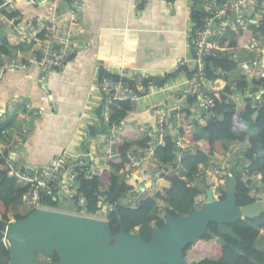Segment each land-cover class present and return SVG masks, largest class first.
<instances>
[{
  "label": "crops",
  "instance_id": "crops-1",
  "mask_svg": "<svg viewBox=\"0 0 264 264\" xmlns=\"http://www.w3.org/2000/svg\"><path fill=\"white\" fill-rule=\"evenodd\" d=\"M68 5L66 1L60 2V12L65 14ZM6 7L3 11L17 13L14 20L19 21L20 27L30 19L48 18L54 12L53 3L38 0H11ZM195 8L191 0H82L75 56L61 68L46 71L33 61L38 43L30 44L32 38L25 41L13 29V21H0V43L6 41L10 48L8 54L0 53V125H6L0 130V143L13 140L26 127L24 145L10 151V156L21 166H46L58 156L68 154L91 158L102 170L109 168L110 162L120 160L119 155L109 156L105 142L115 128L134 123L140 128L142 138L145 136L142 126L155 125L159 108L172 109L178 104L177 89L188 78L181 64L187 63L190 70L194 67L192 41L196 23L192 12ZM66 19L68 14L60 19L59 25ZM12 56H17L27 67L2 70ZM101 68L127 77L137 72L152 78L175 76H170L162 87L150 86L149 92L139 97L121 124H112L111 100L95 80ZM105 103V109L100 112ZM195 109L198 116L193 118L201 123L197 131L205 136L200 132L205 122L201 116L203 109ZM172 117L169 126L174 127L178 121ZM161 161L162 153L153 150L132 178V183L138 181V188L147 195L172 186L162 175L168 172L167 168H173L163 166ZM261 178L262 175L256 178L258 188L263 186L259 184ZM262 198L264 193L258 199ZM255 247L264 252V229Z\"/></svg>",
  "mask_w": 264,
  "mask_h": 264
},
{
  "label": "trees",
  "instance_id": "trees-1",
  "mask_svg": "<svg viewBox=\"0 0 264 264\" xmlns=\"http://www.w3.org/2000/svg\"><path fill=\"white\" fill-rule=\"evenodd\" d=\"M3 2L4 0H0V5H3ZM195 6L192 19L196 23V31L202 24L203 12L200 9V3H195ZM5 15L7 16L5 23H9L17 13L5 11ZM262 22L260 28L251 24L248 30H241V35L243 34L246 38L258 33L264 35V20ZM1 52L5 54L10 52L8 42L0 43ZM74 56L75 54L70 55L69 60ZM183 67L187 70L188 76L194 73L193 69ZM234 73H239V75L234 76ZM106 74V71L101 68L100 75ZM170 76L175 75H167L164 78H147L144 88L139 93L142 96L146 95L152 85L162 87ZM113 77L120 79L118 76ZM206 77L215 82L218 88L211 94L216 103L215 107L212 109L204 107L205 112L201 114L205 118L203 124L205 136L197 131L201 123L193 118L198 116L195 108L200 105V99L196 96H189L187 105L172 117V120L180 122L177 132L169 128L165 144L157 147L162 153L160 164L172 167L179 156V148L176 144L178 137L189 140L194 150L185 152L182 157L183 163L190 167L189 173L184 177L173 167L171 170L167 168L168 172L162 176L171 181L172 186L169 189L146 194L137 205L129 203L130 200L123 201L122 199L141 191L138 188V181L132 183V179H125L123 175L131 167L127 153L131 150L136 154H143L149 148L151 140L147 135L139 137L140 128L134 123H124L118 133L116 144L120 160L110 162L109 168L92 178L86 175V170L80 172L76 198L79 200L83 197L85 204L77 205L78 212L85 211L89 215L105 217L110 222L113 233H118L124 228L127 232L139 233L145 241H149L155 229L164 228L167 224L166 218L161 217L159 213L164 212L167 216H186L191 206H196L197 197L205 193V188L196 183L201 177L200 165L208 166L215 153H225L227 151L226 141L241 143L248 141L250 144L244 153L246 163L239 162L235 167L238 178V205L254 203L258 199L259 188L255 185L258 175H262L261 183L264 186V92L261 93L264 91V79L248 82L240 74L237 61L228 58L207 59ZM133 88L137 89L134 84ZM249 88H252L255 95H261L260 103L257 102L255 96L249 97L247 94ZM105 107L106 103L100 112ZM133 107L134 103L131 100L111 101L109 104L112 112L110 123L121 124ZM211 112L215 113V117L210 116ZM191 125H194V128ZM240 125L245 126L243 130L238 129ZM5 126L0 125V130ZM7 156L9 155H0V225L2 221H10V215L14 209L26 203L29 190L27 185H23L11 176L7 167ZM193 182L196 184L192 185ZM224 197L223 191L222 198ZM160 202L164 203V209L159 212L157 205ZM43 205L55 208L57 201L54 197L45 198ZM22 217L24 216L18 213L14 215L15 219ZM232 226L242 237V241L228 234H221L217 225L212 222L205 235L183 250L188 261L191 264H264V252L255 247L256 240L261 230L264 229V213L254 218L239 219ZM3 238L4 231L0 229V264H10L9 248L5 245ZM54 260L58 261V256H54Z\"/></svg>",
  "mask_w": 264,
  "mask_h": 264
},
{
  "label": "built area",
  "instance_id": "built-area-1",
  "mask_svg": "<svg viewBox=\"0 0 264 264\" xmlns=\"http://www.w3.org/2000/svg\"><path fill=\"white\" fill-rule=\"evenodd\" d=\"M11 0H4L0 5V21L6 22L7 16L2 13L1 7L8 6ZM40 2H51L54 5L53 15L48 18L36 17L28 20L20 27L18 20L12 18V27L19 31L20 36L32 38L30 42L38 43L36 55L33 61L43 70L54 69L64 66L69 60V56L75 52L76 27L80 20V11L82 9V0H38ZM66 1L68 10V19L64 20L61 25L59 21L65 16L60 12L58 4ZM201 11L203 12L202 24L196 29L193 38V61L194 73L186 79L183 87L177 89L176 97L178 104L172 109L159 108L157 110L158 118L155 125H143L142 131L150 137L149 148L143 154H136L128 151L127 155L131 162V167L124 172L125 179H132L140 165L146 161L159 145L165 144V138L169 128L174 132L180 127L178 122L174 127L169 126V120L172 113L181 110L187 105L189 96H196L200 99V105L206 109H212L216 103L211 94L218 88L217 84L206 77V60L209 58H228L237 61L240 74L248 82L264 79V35L258 33L246 38L241 30H248L251 24L258 28L262 26L264 20V0H202ZM43 35V36H42ZM28 42V41H27ZM181 65L186 66L183 62ZM9 67L26 68L27 64L23 63L17 56H13L10 61H6L1 67L5 70ZM106 75H100L97 72L95 80L104 94L113 100H131L135 103L144 88V82L150 76L147 73L137 72L131 77L125 74H117L108 68L104 69ZM118 76L120 79H115ZM126 80V81H125ZM136 86L137 89L133 88ZM264 91H261L263 93ZM249 97H254L260 103V94H256L249 88L247 91ZM215 117V113L210 114ZM194 125H191L193 127ZM120 126L115 128L105 139L109 147L108 154L111 158L120 156L116 150L118 131ZM26 127L19 130V135L8 143H0V155L7 156V167L11 176L15 177L23 185H27L29 190L26 195V203L33 211L35 209H53L43 205V200L49 197L73 198L77 205L85 204V199L78 195V176L80 172L86 170V175L92 178L103 170L95 166L91 158H82L80 156H71L62 154L46 166H37L26 168L19 165L11 156L10 151L13 147L24 145V135L27 134ZM0 132V138L1 134ZM179 148L178 157H183L184 153L190 151L191 142L183 137H178L176 141ZM244 143L239 141H228L227 151L223 154L215 153L208 166L200 165V176L206 180L205 190L210 188L214 192L216 199H221L223 191L225 194L227 177L231 163L237 160L238 153L245 152ZM246 148V147H245ZM259 176V175H258ZM197 183V182H196ZM196 183H191L195 185ZM262 185V183H259ZM260 191L264 188L259 187ZM146 196L144 191H139L133 196L129 203L137 205ZM205 193L197 197L195 204H203ZM112 210V208H110ZM164 209V203L157 205L160 212ZM15 218L11 217L10 221ZM3 241L10 248V240L4 232Z\"/></svg>",
  "mask_w": 264,
  "mask_h": 264
},
{
  "label": "water",
  "instance_id": "water-1",
  "mask_svg": "<svg viewBox=\"0 0 264 264\" xmlns=\"http://www.w3.org/2000/svg\"><path fill=\"white\" fill-rule=\"evenodd\" d=\"M236 170L227 177L224 198L216 199L207 188L200 208L192 205L186 216H167L166 226L155 229L149 241L124 228L113 233L108 220L55 209L38 208L9 223L2 221L0 229L11 243L10 264H48L54 256L58 261L50 264H191L183 250L205 235L210 223L242 241L232 224L264 213V198L238 205ZM64 199L77 207L75 199Z\"/></svg>",
  "mask_w": 264,
  "mask_h": 264
},
{
  "label": "rangeland",
  "instance_id": "rangeland-1",
  "mask_svg": "<svg viewBox=\"0 0 264 264\" xmlns=\"http://www.w3.org/2000/svg\"><path fill=\"white\" fill-rule=\"evenodd\" d=\"M201 1H202V0H191V2L200 3V6H201ZM62 2H64V1H62ZM64 6H66V5H64ZM6 8H7V7H6L5 5H4V7H1V11H2V13L5 14V11H3V10L6 9ZM13 13H14V12H13ZM12 57H13V56H12ZM10 59H11V58H10ZM233 75H234V76H238L239 73H234ZM153 89H154V88H153ZM197 108H202V109H203L202 111L205 112V111H204L205 108L202 107L201 105H197ZM210 116H211V115H210ZM238 129L243 130V129H244V126H240ZM200 132L204 134L203 129H200ZM248 146H249V142L246 141V143L243 144L242 147H244V149H246ZM245 147H246V148H245ZM191 150H194V149H191ZM244 153H245V152H244ZM244 153H243V152L238 153L237 160H236V161H233V162L231 163L232 167L229 169V173H230L233 169H235L237 163H239V162H240V163H246V160H245V158H244ZM175 161H176V163H175L172 167L174 168V170H175L177 173H179L180 175H182V176L185 177V176L189 173V169H190V167L183 163V159H182L181 157H177V159H176ZM151 170H153V167H151ZM202 178H203V177H200V179H198V180H199V181H198L199 184H200V183L205 184L206 180H205L204 178H203V179H202ZM261 187H263V186H261ZM259 189H260V188H259ZM259 189H258V190H259ZM259 192H261V193L258 194V198L261 197V195L264 193V191H260V190H259ZM257 200H259V199H257ZM202 205H203V204H198V205H196L195 207H196V208H200ZM53 209H55V210H59V211H64V212H69V213H74V214H77V215H80V216L94 217V218H99V219L107 220L105 217L100 216V215H99V216H96V215H89V214L85 213V211H83V212H82V211H81V212H78V207H73V206H71L67 201H65L64 198H60V199L57 201V206H56L55 208H53ZM17 213H18V215H22V216H26L27 214H29V213H30V209H29L27 203H25L23 206L18 207V209H17V208L14 209V212L11 213L10 216L13 218L14 215H16ZM159 214H160L161 217L167 218L166 213L161 212V213H159ZM168 216H169V215H168ZM0 219H1V215H0ZM138 234H139V233H138ZM40 257L43 258V255L40 254ZM53 260H54V258H53V259H49V260H48V264H50Z\"/></svg>",
  "mask_w": 264,
  "mask_h": 264
}]
</instances>
